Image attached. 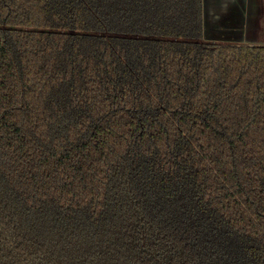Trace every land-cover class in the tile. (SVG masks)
<instances>
[{
    "label": "trees",
    "instance_id": "1",
    "mask_svg": "<svg viewBox=\"0 0 264 264\" xmlns=\"http://www.w3.org/2000/svg\"><path fill=\"white\" fill-rule=\"evenodd\" d=\"M202 0H0V264H264V46Z\"/></svg>",
    "mask_w": 264,
    "mask_h": 264
},
{
    "label": "water",
    "instance_id": "2",
    "mask_svg": "<svg viewBox=\"0 0 264 264\" xmlns=\"http://www.w3.org/2000/svg\"><path fill=\"white\" fill-rule=\"evenodd\" d=\"M262 7V0H202L201 41L253 45L247 43L248 40L243 41L241 35L254 21L259 23L258 11H262ZM234 35L240 36V39L235 41Z\"/></svg>",
    "mask_w": 264,
    "mask_h": 264
},
{
    "label": "crops",
    "instance_id": "3",
    "mask_svg": "<svg viewBox=\"0 0 264 264\" xmlns=\"http://www.w3.org/2000/svg\"><path fill=\"white\" fill-rule=\"evenodd\" d=\"M262 4V11H258V14H260V18L258 20L259 23L254 21L248 30L241 35L243 41L248 40L247 43H252L253 45L264 44V0H262ZM213 13V16H216V12ZM233 39L236 41L237 39H240V36L234 35Z\"/></svg>",
    "mask_w": 264,
    "mask_h": 264
}]
</instances>
